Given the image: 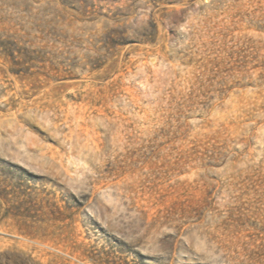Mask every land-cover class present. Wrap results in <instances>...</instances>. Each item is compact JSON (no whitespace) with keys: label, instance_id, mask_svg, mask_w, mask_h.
<instances>
[{"label":"rangeland","instance_id":"374dc122","mask_svg":"<svg viewBox=\"0 0 264 264\" xmlns=\"http://www.w3.org/2000/svg\"><path fill=\"white\" fill-rule=\"evenodd\" d=\"M0 264H264V0H0Z\"/></svg>","mask_w":264,"mask_h":264}]
</instances>
